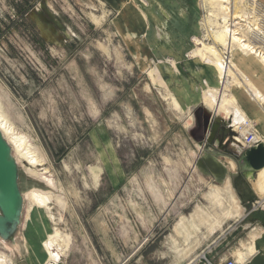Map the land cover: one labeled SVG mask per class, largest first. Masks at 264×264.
<instances>
[{"label": "rangeland", "instance_id": "374dc122", "mask_svg": "<svg viewBox=\"0 0 264 264\" xmlns=\"http://www.w3.org/2000/svg\"><path fill=\"white\" fill-rule=\"evenodd\" d=\"M229 1L244 13L253 2ZM254 1L264 28V0ZM218 9L210 0H0V112L43 163L13 152L23 208L14 237L0 239L6 264H40L34 252L43 258L54 228L69 238L57 264H201L206 249L229 250V229L247 209L234 154L247 127L264 139V103L231 78L264 90V68L254 53L214 41ZM253 18L236 20L260 46L246 28ZM214 45L233 62L225 90L247 112L233 133L229 111L214 113L226 123L217 148L204 140L208 87L199 95L192 79L203 64L193 56ZM32 190L52 193L49 202L38 205ZM236 202L237 216L213 225Z\"/></svg>", "mask_w": 264, "mask_h": 264}, {"label": "bare ground", "instance_id": "6f19581e", "mask_svg": "<svg viewBox=\"0 0 264 264\" xmlns=\"http://www.w3.org/2000/svg\"><path fill=\"white\" fill-rule=\"evenodd\" d=\"M210 1L218 5L219 7L218 12L222 13V19H223V25L221 29L213 34L214 41H217L220 44H224L225 46H227V49H229V51L231 50V47L233 48V45H237V47L240 50L246 53H254L256 57L259 58L258 60L264 68V30H263L264 28H262L263 23L260 21L259 19L260 17L257 18L254 12L255 10L253 11L254 5L256 4L255 1L253 0L252 3H248V6L249 7L251 6V8L248 9L246 13L240 12L239 10H237V8H234L235 7L234 2L232 5L233 7L232 9L231 5H229L230 3L229 0H210ZM246 16H249L251 18L254 17L253 19H251V21L250 20L248 21L247 23L248 27L246 28L250 32L252 31L254 32V30H256L259 32V33L257 32V34H261L262 38L261 40H258V42L261 41L260 46H256L255 42H253L249 38L247 30H245V32H241L242 30L240 28V22H238L237 20L239 19L241 21H244ZM137 21H139V18H137ZM241 26H243V24H241ZM258 39L260 38L258 37ZM218 50L219 49L217 45L209 46L207 51L200 52L199 54L194 55L193 58L202 61L203 63L202 67L209 68L211 70L212 73L211 78L215 81V83L218 86V87L215 86L212 87L210 85H207L208 88L206 89V91L203 90L202 99L204 104H210L212 106L211 111H213V113H216L218 109L223 112L229 111L231 118V121H229L231 122V124H229V127L232 128L231 130H233L237 128V125L239 123L245 120V116L241 111L244 112L246 111L237 103L233 91L229 93L225 90V88L228 86L227 83H229L230 74L232 73L230 64H233V62L230 59V57L228 58L227 61H222V58L218 56L219 53ZM231 79L233 82L235 81L237 84L235 85L232 84L233 82H230V85L232 84L233 87L243 86L245 90L249 93L250 97H252V99L256 101V103L259 104L264 103L263 90L259 88L256 84H254L252 80L249 81L248 76L242 77V80L236 78L235 76H233ZM206 82L207 81L205 79V84ZM217 89H219V91H217ZM214 104H215V109L213 110ZM211 111H207L209 112L207 114L212 118V116L214 115L211 113ZM230 111H233L232 112L233 114H231ZM0 130L2 131L6 140L11 145L12 153L14 152L15 154L26 159L28 163L34 168H36L39 165H43L41 157L37 153H35L36 151L27 142L25 136L19 135L17 132H15L12 125L7 121L6 117L3 114H1V112H0ZM257 140L263 141L264 139H262L260 135H257ZM230 165L232 168H234L233 162L230 161ZM43 169L45 172L46 171L45 168ZM89 169L92 180L93 181L96 180L97 179L96 169L92 166L89 167ZM245 177L247 182L255 187L258 194L264 193V167L258 171L246 173ZM46 185L52 188L54 186L53 180L47 178ZM51 194L52 193L45 194L42 192H38L36 190H32L31 198L34 201H36L38 205L44 206L49 202V198ZM212 199L215 201L217 200V198H211V200ZM221 205L222 204H220L219 206ZM237 207L238 205H236L234 208L233 207L227 208L223 212V218L235 215L233 213H236L234 209ZM200 213L208 214V212L206 211H201ZM219 222L220 221L215 220L213 225ZM68 246H69L68 236L66 234H61V232H59L57 228H54V233L49 237L44 238L41 242V249L43 250V258L39 259L35 252L34 255L36 256L40 264H57L61 259V254H63L67 250ZM0 264H6L3 257L0 258Z\"/></svg>", "mask_w": 264, "mask_h": 264}, {"label": "water", "instance_id": "95a60500", "mask_svg": "<svg viewBox=\"0 0 264 264\" xmlns=\"http://www.w3.org/2000/svg\"><path fill=\"white\" fill-rule=\"evenodd\" d=\"M209 121L205 141L214 148L218 132L226 123L215 114ZM231 131V127H227ZM240 172L250 173L264 167V142L257 140L254 145L246 147L239 154H234ZM19 165L12 153V147L0 130V238L11 240L20 224L23 208V196L19 186Z\"/></svg>", "mask_w": 264, "mask_h": 264}, {"label": "crops", "instance_id": "0c3cea01", "mask_svg": "<svg viewBox=\"0 0 264 264\" xmlns=\"http://www.w3.org/2000/svg\"><path fill=\"white\" fill-rule=\"evenodd\" d=\"M191 23L188 24L187 28L190 29ZM196 28L197 26L196 27L194 26V30ZM191 31H193V29ZM195 66L197 70L196 73L192 75V79L196 80L197 83L199 81L201 83V85L197 84L198 85L196 88L197 94L200 95L199 93L200 87L201 88L207 87V85H210L212 87L214 86L218 87L215 81L211 78L212 73L209 68L202 67V65L200 66L198 63ZM205 79L207 81L206 84H205ZM191 88L193 89V87ZM191 91L193 92V90ZM202 92L203 91H201V93ZM187 93L185 95H188ZM245 183L247 187L241 190H239L238 188L237 199L241 202L243 206H246L247 209L244 210L241 213L240 217H237L238 219L234 221L233 223L234 227L232 226L229 229V234L232 235V242L230 248L229 250L224 252L220 257L211 256V258L217 260L218 258L223 259L230 257L240 262L241 264H264V205L261 207H257L255 209L251 208L249 203H253L257 201L258 199H260V197L254 191L250 183L246 181ZM247 189L250 191H247ZM236 203L238 207L234 209L236 213H233L235 215H232V217L237 216L240 210L238 202ZM248 215L249 217H247ZM229 217H225L224 220L221 219L219 222L220 223L219 227H221ZM219 227L216 228L218 229Z\"/></svg>", "mask_w": 264, "mask_h": 264}, {"label": "built area", "instance_id": "2783aa9c", "mask_svg": "<svg viewBox=\"0 0 264 264\" xmlns=\"http://www.w3.org/2000/svg\"><path fill=\"white\" fill-rule=\"evenodd\" d=\"M242 140H243V142H242V148H241L240 152L243 149H245L246 147H249V146L254 145L256 143L255 132L251 126L247 127L246 130L244 131V133L242 135ZM263 203H264V201H263ZM256 204H257V206H256ZM261 206H263L261 203V199H259V201H257L255 204L254 203L251 204L252 209L253 208L255 209V208L261 207ZM211 252H212L211 248L203 251L201 253L202 255H198V257H197L198 262L201 264H241L240 262H238L235 259L230 258V257L223 258V259L218 258L217 260H214L213 258H211L209 256Z\"/></svg>", "mask_w": 264, "mask_h": 264}, {"label": "flooded vegetation", "instance_id": "af4514ba", "mask_svg": "<svg viewBox=\"0 0 264 264\" xmlns=\"http://www.w3.org/2000/svg\"><path fill=\"white\" fill-rule=\"evenodd\" d=\"M218 132L222 133V129H220Z\"/></svg>", "mask_w": 264, "mask_h": 264}]
</instances>
